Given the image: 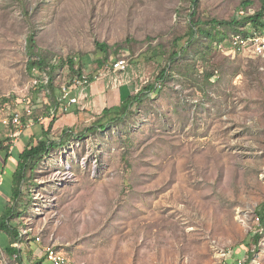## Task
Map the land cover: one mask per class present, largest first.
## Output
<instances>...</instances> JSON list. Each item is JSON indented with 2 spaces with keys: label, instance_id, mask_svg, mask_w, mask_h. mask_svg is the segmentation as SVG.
Wrapping results in <instances>:
<instances>
[{
  "label": "rangeland",
  "instance_id": "1",
  "mask_svg": "<svg viewBox=\"0 0 264 264\" xmlns=\"http://www.w3.org/2000/svg\"><path fill=\"white\" fill-rule=\"evenodd\" d=\"M260 9L261 0H199L197 16L229 20ZM191 12L192 0H0V108L4 99L30 103L36 120L24 130L31 129L30 141L51 123V92L39 101V73L27 70L31 33L37 52L57 67V97L74 76L68 58L90 76L99 72L96 60L104 56L96 42L121 45L107 64L127 59L140 88L158 77L165 57L153 53L174 50ZM196 68L195 81L170 78L128 132L88 134L40 164L23 193L31 203L38 189L50 201L44 215L34 216L31 205L24 214L42 245L62 250L72 264H244L249 253V264H264V56L215 51ZM205 68L214 74L208 85ZM71 108L50 140L60 141L64 129L80 134L96 120L94 110L71 115ZM34 248H20L21 262L0 249V264H46Z\"/></svg>",
  "mask_w": 264,
  "mask_h": 264
},
{
  "label": "trees",
  "instance_id": "2",
  "mask_svg": "<svg viewBox=\"0 0 264 264\" xmlns=\"http://www.w3.org/2000/svg\"><path fill=\"white\" fill-rule=\"evenodd\" d=\"M198 5L199 0H192V12L190 14L188 30L183 36L175 38L173 44L174 50L168 52L163 47H157L158 49L153 53V58L163 56L165 57L166 62L165 65L162 66L160 74L154 81L147 82L140 88L138 87V92L127 95L120 105L105 108L96 116L94 123L83 130L80 134L69 129H64L60 141H52L48 138L55 122L58 120V117L65 112L63 105L59 102V97L55 94V79L52 75L57 67L56 65H52L48 62L47 58L37 52V43L34 33H31L28 36L27 50L30 59L27 65V70L31 75H34L35 72L39 73V76L36 77L39 81L37 84V97L39 101H41V95H43V92L48 89L51 92L50 100L52 103L50 105H54L55 110L53 115L48 114L47 116L48 119L51 118V123L49 127L44 130L43 137L38 140H32L19 155L20 161L15 173V200L23 197V187L29 182H33L38 167L49 157L51 152L68 146L72 140L76 142L82 141L91 133L104 132L108 129L110 131H115L117 128L120 129L121 132H128V124H130V121L135 116H138L141 113L142 105L145 102L150 101L153 95H156L158 91L165 88L166 83L170 78H173L174 75L185 77L188 82L195 81V75L200 73L196 68L197 63L200 62L203 66L207 65L209 58L215 51L221 52L217 48V45L220 42L230 39L235 35L248 36L256 31L264 33V0H261V9L258 12L254 14L235 15L229 20H218L215 18L207 21L200 20L197 16ZM249 5V1H244L243 9H246ZM231 31L234 32V34H230ZM185 38L186 45L179 48V43ZM120 47V44L109 46L104 42H96L97 52L104 56L103 58L96 60L98 68H103L109 62L112 51L118 50ZM185 56L186 63L181 64V61L185 59ZM61 62L63 65L66 64L64 61ZM66 62L69 70L74 75L72 78L84 73L85 65L82 63L78 64L75 58H68ZM78 65L79 67H77ZM46 73L50 75L47 85L42 82L43 74ZM213 76L214 74L207 72V68H205V72L202 74L204 85L210 84ZM160 82H162V88L159 90L156 85ZM8 102H10V99H4L2 104L4 105ZM259 214L264 223V205L260 209ZM15 217L16 214L12 209L6 212L0 219V231L8 234L10 239L9 244L5 247V252L8 256L21 262V250L20 248L14 247L20 240L18 227L11 224V221ZM252 236L253 241L258 244L262 234L254 233ZM252 257V253H249V260L245 264H249ZM44 258L41 259V261L44 260ZM37 264H40V262Z\"/></svg>",
  "mask_w": 264,
  "mask_h": 264
},
{
  "label": "built area",
  "instance_id": "3",
  "mask_svg": "<svg viewBox=\"0 0 264 264\" xmlns=\"http://www.w3.org/2000/svg\"><path fill=\"white\" fill-rule=\"evenodd\" d=\"M217 48L222 53H248L249 55L254 57H261L264 56V33L256 31L248 36L235 35L230 39L220 42L217 45ZM128 67L129 61L127 59L118 58L113 62L106 64L94 76L83 73L80 76L71 78L68 84L62 87V90L60 92L59 102L63 105L64 111H67L70 107L78 104L80 98L86 97L85 90L93 81L110 79L114 86L121 85L120 75L127 72ZM45 75L46 74H44V76L42 77V82L47 85L49 82V78L45 77ZM38 82L39 81L36 79V86ZM156 87L158 89H161L162 82L158 83ZM75 91H79L78 96H76L77 94L75 93ZM49 92L50 91L46 89L43 92V96L44 94L46 95V93ZM136 92H138V90ZM33 117L34 109L27 100H24L22 102L10 101L2 105L0 108V121L6 127H10L12 130H14L12 132V137L14 139H17L26 128H30L34 125V123H36V120ZM42 120H44L43 117H40L38 119V121ZM67 178L57 179L55 185L60 186L62 182L66 181ZM32 194L34 197L30 200V205L31 210L35 212L34 216H42L45 212L51 210L48 196L46 197L40 195L38 189H34L32 191ZM256 220L257 222H260L261 219L260 217H257ZM260 232L258 231V233ZM19 238V242L23 240L30 241L32 239L39 243L42 242L38 228L31 222L26 223V226L19 231ZM43 253L45 255L46 261L49 264H72L66 257L65 253L53 245L44 246ZM230 254H232L231 251H229V253L226 255ZM239 264H243L242 261H239Z\"/></svg>",
  "mask_w": 264,
  "mask_h": 264
},
{
  "label": "crops",
  "instance_id": "4",
  "mask_svg": "<svg viewBox=\"0 0 264 264\" xmlns=\"http://www.w3.org/2000/svg\"><path fill=\"white\" fill-rule=\"evenodd\" d=\"M121 85L114 86L110 79H104L99 81H93L85 90L86 97L80 98L86 102V105L79 107L78 104L72 106L71 115L77 114L79 109L81 110H94V113L99 115L105 108L118 106L127 95L136 93L138 85L134 87L131 75V67H128L127 72L120 75ZM79 95V91H75ZM12 130L10 127H6L0 121V219L1 217L11 209L16 214V217L11 221V224L16 225L19 229H23L25 222L24 214L28 210L30 205L28 198L24 196L21 199L15 200L16 184L15 173L19 164V155L30 144L31 129L26 130L17 138L12 137ZM39 136V135H37ZM40 137V136H39ZM41 139V137L39 138ZM24 188V187H23ZM22 192L24 190L22 189ZM21 214V215H18ZM10 239L8 234L0 231V249L5 251V247L9 244ZM19 244V247H18ZM35 246L34 254L40 251L41 255H37L39 260L43 259L44 245L35 240L18 242L14 247L30 249L31 246ZM43 247V249H42ZM44 260H46L44 258ZM46 264H49L46 262Z\"/></svg>",
  "mask_w": 264,
  "mask_h": 264
}]
</instances>
